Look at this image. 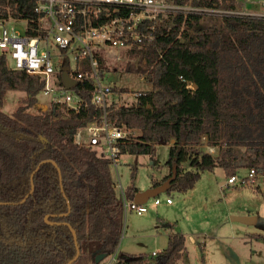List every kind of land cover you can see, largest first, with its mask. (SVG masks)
Listing matches in <instances>:
<instances>
[{
  "label": "trees",
  "instance_id": "trees-1",
  "mask_svg": "<svg viewBox=\"0 0 264 264\" xmlns=\"http://www.w3.org/2000/svg\"><path fill=\"white\" fill-rule=\"evenodd\" d=\"M170 1L236 10L235 0ZM34 7L28 0H0V22L27 19L28 34L34 36L39 18ZM208 15H180L167 21L170 30L158 25L154 46L135 55L139 66L128 62L125 67L147 74L152 89L131 104L113 101L109 107L110 123L138 132L120 143L122 155L155 158L159 146H169L170 172L152 186L165 182L177 165L168 193H185L202 173L218 167L229 178L241 168L264 176V16H229L223 17L224 27L200 26ZM75 88L87 103L79 112L51 105L32 113L44 81L10 68L0 54V264H70L77 254L71 227L80 258L88 255L91 264L118 250L124 208L111 161L76 143L79 130L98 122L103 111L91 104V84ZM10 91L25 93L13 115L1 108ZM138 192L132 186L126 195L133 200ZM185 250L186 237L170 234L166 248L155 255L121 252L117 264H177Z\"/></svg>",
  "mask_w": 264,
  "mask_h": 264
},
{
  "label": "built area",
  "instance_id": "built-area-1",
  "mask_svg": "<svg viewBox=\"0 0 264 264\" xmlns=\"http://www.w3.org/2000/svg\"><path fill=\"white\" fill-rule=\"evenodd\" d=\"M28 1L35 3L34 12L39 15L37 34L34 36L28 34L30 26L27 19L10 17L5 22H0L1 54L14 61L13 69L38 76L44 81L42 94L50 97L51 105H61L79 112L87 106V103L82 91L75 87L80 83H89L94 87L91 91V104L101 109L103 115L98 122L79 130L76 143L95 148L99 155L111 161V167L117 173L116 191L120 189L117 193L123 203L124 214L146 213L148 210L146 203L138 204L134 200H129L121 184L120 143L135 133L126 127H119L109 122L108 112L112 98L117 96L120 100L124 93L114 92L115 88H119L115 83L104 82L109 74L107 68L111 71H123L126 63H138L139 60L135 55L154 46L157 26L162 24L166 30H170L167 21L174 20L180 15L185 19L190 14L201 12L222 18L264 15H251L243 11L223 8L202 9L190 4L180 6L170 0ZM255 2L264 5V0ZM10 23H26L25 32L22 33L15 27L8 26ZM54 49L61 54V61L58 55L54 54ZM145 63L146 61L142 65ZM64 67L68 68L69 77L76 81L71 88H67L63 82ZM143 78L147 79V74ZM189 87L193 88L192 84ZM134 94L137 99L142 91ZM213 151L215 149L210 148V152ZM255 177L256 171L252 169L246 178L239 180L236 176L228 178V185L244 184ZM253 182L251 180V183ZM166 203L171 204L172 199L167 198ZM159 204L161 200L156 197L155 205ZM118 254L117 250L113 255L106 257L108 259L106 264H117Z\"/></svg>",
  "mask_w": 264,
  "mask_h": 264
},
{
  "label": "rangeland",
  "instance_id": "rangeland-1",
  "mask_svg": "<svg viewBox=\"0 0 264 264\" xmlns=\"http://www.w3.org/2000/svg\"><path fill=\"white\" fill-rule=\"evenodd\" d=\"M251 1L235 0L236 11L264 15V5L256 3V0ZM200 24L202 27L225 25L223 18L218 15H209ZM8 26H13L22 33L26 30V23H10ZM54 54L61 61L59 51L54 49ZM7 63L10 68L15 67L10 57L7 58ZM135 66L137 68L139 64L135 63ZM143 76L136 71L127 72L126 68L123 71L109 72L104 82L115 83L119 89L128 90L116 102L117 106L131 104L135 100L134 93L152 89V84ZM24 97L23 92L10 91L1 108L13 115ZM50 107V97L40 94L38 104L30 112L39 113ZM134 133L137 135L138 132ZM169 155L168 145L159 146L155 158L148 155H122L119 175L124 190L132 186L141 191L151 188L155 181L161 180L170 172L167 165ZM249 172L250 168H241L236 178H246ZM111 173L113 180L118 182L113 167ZM228 178L225 170L220 167L213 172L206 171L201 174L195 186L185 193L164 192L157 196L161 204L155 205L156 197L146 202V213L124 214L118 250L128 254L152 256L154 252L166 248L170 234L178 233L186 237V250L177 264H264V176L257 175L251 179L253 183L248 180L239 185H228ZM118 191L120 192L119 188ZM167 198L172 199L173 205L166 203ZM233 217H253L255 221L246 224ZM107 260L105 258L100 264H106ZM77 264H91V259L84 254Z\"/></svg>",
  "mask_w": 264,
  "mask_h": 264
},
{
  "label": "water",
  "instance_id": "water-1",
  "mask_svg": "<svg viewBox=\"0 0 264 264\" xmlns=\"http://www.w3.org/2000/svg\"><path fill=\"white\" fill-rule=\"evenodd\" d=\"M67 70H68L67 67L63 68V71H64V73H63V82H64V84L66 85L67 88H71V87H73L76 84V81L69 77V75L67 74ZM192 87L194 89H196L197 85L196 84H192ZM54 164L56 165V163H54ZM38 169H39V167L37 168V170ZM176 178H177V165H175L173 167L172 175L165 182H163L161 185H158L156 187H151V188H149V189H147L145 191H140V192L136 193V195L134 196V199H133L134 202H136L138 204H145L150 198L157 197L158 195H160V194H162L164 192H167L171 188L172 183L174 182V180ZM33 179H34V175H32V177H31V182H32L31 193H33L34 189H35L34 180ZM29 196L30 195H28L26 197V199ZM26 199L23 202H25ZM233 219L236 220V221L242 222V223H246V224H249V223H252L253 221H255V218H253V217H233ZM46 221H48V217H46ZM71 231H72L74 239H75V244H76V247H77V254H76L75 258L70 262V264L78 261V259L81 256V250L79 248L78 237H77L76 231L72 227H71ZM106 257H107L106 254L98 255L96 257V263L97 264L100 263Z\"/></svg>",
  "mask_w": 264,
  "mask_h": 264
},
{
  "label": "crops",
  "instance_id": "crops-1",
  "mask_svg": "<svg viewBox=\"0 0 264 264\" xmlns=\"http://www.w3.org/2000/svg\"><path fill=\"white\" fill-rule=\"evenodd\" d=\"M117 100H118V98H116V100L114 99V97L112 98V102H113V101H117ZM162 178H163V177H162ZM162 178H161V179H162ZM158 181H160V180H158ZM140 191H141V190H140ZM168 205H169V204H168ZM171 205H173V203H172ZM118 252L121 253L120 250H118ZM154 253H155V252H154ZM154 253H153V254H154ZM156 253H157V252H156Z\"/></svg>",
  "mask_w": 264,
  "mask_h": 264
}]
</instances>
